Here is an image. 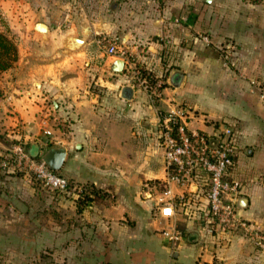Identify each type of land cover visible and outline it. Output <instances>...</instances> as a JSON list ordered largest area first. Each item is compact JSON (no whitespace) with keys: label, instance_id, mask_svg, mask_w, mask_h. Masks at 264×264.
Listing matches in <instances>:
<instances>
[{"label":"crops","instance_id":"0c3cea01","mask_svg":"<svg viewBox=\"0 0 264 264\" xmlns=\"http://www.w3.org/2000/svg\"><path fill=\"white\" fill-rule=\"evenodd\" d=\"M117 2L105 30L148 70L157 65V76L167 75L157 101L138 82L137 87L122 85L120 99L105 105L86 88L87 76L57 80L64 63L52 65L21 49L3 77L9 89L0 95V150L11 145L10 131L18 123L32 134L28 149L47 145L42 122L48 119L51 130L49 120L56 114L64 123L51 130L52 144L66 149L57 173L74 186L88 184L104 192L78 212L79 240L89 247L58 249L57 256L62 264L67 256L72 264H264V251L240 233L209 223L206 184L190 189L165 184L163 150L153 134L158 115L174 108L187 114L190 129L210 133L219 123L232 125L237 151L229 178L242 184L239 213L264 226V0ZM73 43L69 50L84 52ZM12 176L0 171V190ZM167 189L175 199L171 218L160 212ZM181 195L190 196L179 205ZM173 226L179 232L176 241L162 233ZM73 233L77 238L76 229ZM13 234L8 238L16 242ZM65 235L58 232L57 240Z\"/></svg>","mask_w":264,"mask_h":264},{"label":"rangeland","instance_id":"374dc122","mask_svg":"<svg viewBox=\"0 0 264 264\" xmlns=\"http://www.w3.org/2000/svg\"><path fill=\"white\" fill-rule=\"evenodd\" d=\"M115 2L117 0H0V31L15 42L25 56L44 57L52 65L64 63L55 79L87 76L86 88L105 105L109 102L113 105L120 99L118 93L123 89L122 85L137 87V76L165 88L167 75L157 76L159 66L150 64L152 70H148L135 54L129 55L124 48L134 63L132 67H126L122 73L106 69L105 63L111 57L96 40L99 34L110 36L105 24L111 22ZM36 22L46 23L49 31L38 32L34 28ZM75 39H84L85 43L83 40L82 43L75 42ZM73 41L75 46L84 48L83 53L68 49V44ZM33 45L35 49H32ZM6 71L0 72V95L9 89L8 79H3ZM49 100L51 104L52 99ZM49 121L53 130L59 127L55 115ZM75 190L53 192L21 173L9 177L0 190V264H62V257L56 253L58 249L88 248V243L79 240L78 234L83 231L77 230L82 227L78 221V208L83 210L87 206L81 196L92 192L97 201L103 198L104 192L78 183ZM75 229L77 238L73 237ZM61 231L66 233L65 238L57 240V233ZM13 233L17 235L16 242L8 238L14 236ZM27 249L36 252L30 256H11L9 253ZM63 259L66 260L63 264H72V256Z\"/></svg>","mask_w":264,"mask_h":264},{"label":"built area","instance_id":"2783aa9c","mask_svg":"<svg viewBox=\"0 0 264 264\" xmlns=\"http://www.w3.org/2000/svg\"><path fill=\"white\" fill-rule=\"evenodd\" d=\"M117 41L116 37L99 34L96 43L107 56L121 58L126 67H132L134 63L130 56L119 47ZM137 77L151 101L161 98L162 88L159 83L152 85L146 77ZM55 108L53 107V111ZM54 115L63 125V119ZM186 119L185 112L174 108L160 113L154 124L155 142L163 150L165 184H175L185 189L199 188L202 183L206 184V214L209 223L215 224L223 232L240 233L255 248L264 251V226L241 216L237 202L242 184L239 180L229 178L237 151L236 130L227 123H219L210 133L190 129ZM47 121L48 119L43 120L41 133L52 143L56 140L52 131L47 129ZM58 125L61 126L60 123ZM31 135L25 124L15 125L10 131V136L13 137L11 145L0 150V171L13 175L21 173L53 192H67L71 188L75 190L76 186L68 178L50 169L40 157L31 156L26 147V141ZM164 194L167 198L160 199L163 204L160 212L171 218L174 215L175 199L169 189ZM188 196L181 195L178 204L187 203ZM162 233L171 241H176L179 237L174 226Z\"/></svg>","mask_w":264,"mask_h":264},{"label":"water","instance_id":"95a60500","mask_svg":"<svg viewBox=\"0 0 264 264\" xmlns=\"http://www.w3.org/2000/svg\"><path fill=\"white\" fill-rule=\"evenodd\" d=\"M34 28L40 33H46L49 31V26L43 22H36ZM74 41H80L82 43V40L80 39H75ZM105 67L111 72L122 73L125 69V62L121 58L111 57V59L105 63ZM32 147L34 148L33 150L30 148L28 149L31 156L40 157L45 161L48 167L54 171H59L61 169L66 157V149L63 146L51 144L49 146L40 147L38 144H33Z\"/></svg>","mask_w":264,"mask_h":264},{"label":"trees","instance_id":"16d2710c","mask_svg":"<svg viewBox=\"0 0 264 264\" xmlns=\"http://www.w3.org/2000/svg\"><path fill=\"white\" fill-rule=\"evenodd\" d=\"M18 59V48L15 42L8 38V36L0 31V72H4L12 67L14 62ZM84 193L81 199L85 200V204L94 201L91 194ZM84 208V207H83ZM82 208H78V212H81Z\"/></svg>","mask_w":264,"mask_h":264},{"label":"bare ground","instance_id":"6f19581e","mask_svg":"<svg viewBox=\"0 0 264 264\" xmlns=\"http://www.w3.org/2000/svg\"><path fill=\"white\" fill-rule=\"evenodd\" d=\"M44 31V30H43Z\"/></svg>","mask_w":264,"mask_h":264}]
</instances>
